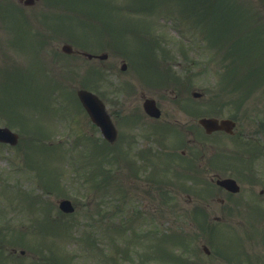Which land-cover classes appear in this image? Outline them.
Segmentation results:
<instances>
[{"label": "rangeland", "instance_id": "1", "mask_svg": "<svg viewBox=\"0 0 264 264\" xmlns=\"http://www.w3.org/2000/svg\"><path fill=\"white\" fill-rule=\"evenodd\" d=\"M11 1L24 15L17 14L8 0H0V126L11 125L20 134L21 143L12 149L0 145V257H5L3 264H102L101 258H110L105 257L107 248L114 264H128L138 259L135 251L139 248L143 249L140 264H180L174 258L172 261V255L182 260L181 247H186V253L198 263L228 264L221 258L223 251L219 245L234 248L237 231L239 235L242 233L239 228H233L231 233L220 230L223 235H214L223 226L215 218L221 214L217 200L222 194L216 189L213 200L200 201L208 200V191L197 192L195 176L186 180L188 193L180 186L173 189L174 168L191 170L182 159L177 163L168 156L169 167L163 169L168 175L158 182L146 171L135 175V166L127 162L136 157L133 151L151 147L168 155L197 150L195 140L200 143L204 138L195 120L204 113H216L223 106L232 112L235 88L240 89V102H237L240 104L236 106L241 111L237 120L244 125L248 137L253 134L252 127L264 107V63L254 68L243 66L240 77L231 69L234 58L230 54L235 48L229 49V31L223 28L221 17L235 14L234 23L240 20L236 13L244 14L245 10L238 8L237 0H210L213 2L210 8L201 0H37L29 7L24 6L25 0ZM143 35L146 41L158 45L156 62L166 70L168 77L172 76V70L180 74L178 71L188 68L193 82L163 85L142 79L135 65L138 60L147 61L144 49L139 55L145 42ZM190 37H195L194 42H185ZM67 42L78 50L109 53L108 60L97 63L109 76L106 84H93L87 77L95 67L94 61L62 53V46ZM134 52L139 55L135 63L130 61ZM259 58L250 56L253 63ZM124 61L128 64L126 72L121 70ZM184 62L187 63L181 64ZM235 80H239V86L234 85ZM121 81L136 85L137 91L132 94L134 103L132 97L119 92L115 95V90L110 89ZM226 81L229 83L224 86ZM89 87L102 89L107 95L103 99L108 101L109 110L119 114L139 110L142 113L141 93L154 97L165 111L164 120L187 124L188 130H193L189 138L186 137L187 146L166 131L153 143L138 134L134 142L136 149H129V158L125 160L126 149L121 148L115 154L119 159L113 176L107 171L104 175L99 168L105 170L107 164H113L100 160L104 159V154L99 148V135L89 130L88 118L73 98V93L77 97V89ZM193 91L203 93V97L194 99ZM55 94L66 103L55 98ZM187 104L199 113L193 117V122L184 114ZM140 125L139 131L150 126L144 121ZM68 127L72 134L68 135L69 142L65 145L70 148L71 160L65 145L31 144L38 129V137L47 132L46 137L50 139ZM77 135L81 137L80 144L74 142ZM90 136L95 141L85 140ZM235 141L228 137L222 141L215 138L212 150L224 147L234 152ZM104 153L108 157L107 152ZM243 157L250 159L245 151ZM142 164L140 161L139 166ZM22 165L23 171H17ZM95 166L94 177L98 173L102 177L91 190L84 185L86 181L82 185L74 176L92 173ZM58 180L70 186L64 188L57 184ZM240 180L243 189L238 198L229 197L232 204L239 199L244 204L247 203L244 199H257L264 183L252 187L243 175ZM160 185L163 188H159ZM63 198L72 200L76 206L74 213L67 215L60 211ZM196 203L209 205V214L202 216V220L208 217L207 223L213 227L195 224L198 219L190 210ZM209 231L213 235L208 236ZM173 234L177 237L170 238ZM116 240H119L117 244ZM110 242L111 247H108ZM204 244L212 250L211 256L205 255ZM22 250L25 254H21ZM254 250L260 252L259 248ZM224 253L235 257L229 251Z\"/></svg>", "mask_w": 264, "mask_h": 264}, {"label": "flooded vegetation", "instance_id": "2", "mask_svg": "<svg viewBox=\"0 0 264 264\" xmlns=\"http://www.w3.org/2000/svg\"><path fill=\"white\" fill-rule=\"evenodd\" d=\"M263 3L264 0H257ZM261 9L263 6L258 5ZM260 112L261 115L257 119V123L253 125L252 135L246 137L241 133H236L233 137L240 139L245 137L250 140V155L252 158V164L250 168V181L253 186L261 184L264 181V109ZM226 136V133L219 132ZM204 147V146H203ZM216 157L217 162L206 161L207 171L213 172V176H219L220 179L235 178V174L238 170H241L240 165L236 159H233V154L225 150H219ZM222 197L219 198L220 212L221 214L216 218L223 223L233 225L235 227L249 228L250 237L252 241V249L250 252L249 263H243L241 256L238 258L235 264H264V189L257 193V199H252L250 204H241L235 202L232 204L230 200L231 194L225 189L220 188ZM244 207L240 213H234L237 209ZM233 213V215L231 214ZM241 214V215H240ZM246 217H249L246 219ZM254 248H259L260 252H256ZM258 251V250H257Z\"/></svg>", "mask_w": 264, "mask_h": 264}, {"label": "water", "instance_id": "3", "mask_svg": "<svg viewBox=\"0 0 264 264\" xmlns=\"http://www.w3.org/2000/svg\"><path fill=\"white\" fill-rule=\"evenodd\" d=\"M64 49L68 52H70V50H71V48L69 46H66ZM80 98H81L82 102L84 103L85 107L87 109H89L91 115L93 116V118L96 120V122L99 125H101L102 127H105V128L107 126H109L108 120L104 119L105 112H104L103 105L101 104V102L97 98L95 99L94 97L89 95L88 92H85V91L80 92ZM151 107L152 106L147 104L148 112H150V114H152L153 116H159V112L155 111ZM200 122L203 125H205L206 128H208V130H215V129H219V128H224L225 123H228V122H222L223 125L218 126V121H214V120L202 119ZM4 138L7 140L13 141V138L6 131H4ZM232 184H233L232 180L225 181V185L228 187H232ZM61 207L63 210L72 211V207H71L70 203L67 201L62 202Z\"/></svg>", "mask_w": 264, "mask_h": 264}]
</instances>
